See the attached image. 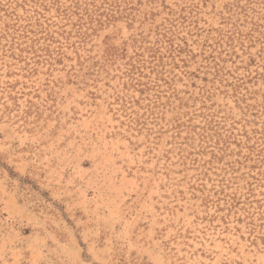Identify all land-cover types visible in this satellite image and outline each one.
<instances>
[{
  "label": "rangeland",
  "instance_id": "rangeland-1",
  "mask_svg": "<svg viewBox=\"0 0 264 264\" xmlns=\"http://www.w3.org/2000/svg\"><path fill=\"white\" fill-rule=\"evenodd\" d=\"M0 264H264V0H0Z\"/></svg>",
  "mask_w": 264,
  "mask_h": 264
}]
</instances>
